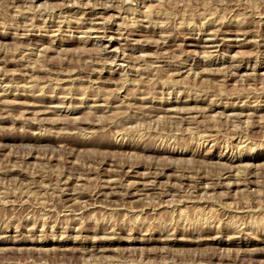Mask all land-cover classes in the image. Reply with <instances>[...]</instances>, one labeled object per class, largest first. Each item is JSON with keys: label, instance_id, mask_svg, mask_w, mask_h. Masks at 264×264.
Listing matches in <instances>:
<instances>
[{"label": "rangeland", "instance_id": "1", "mask_svg": "<svg viewBox=\"0 0 264 264\" xmlns=\"http://www.w3.org/2000/svg\"><path fill=\"white\" fill-rule=\"evenodd\" d=\"M0 264H264V0H0Z\"/></svg>", "mask_w": 264, "mask_h": 264}]
</instances>
